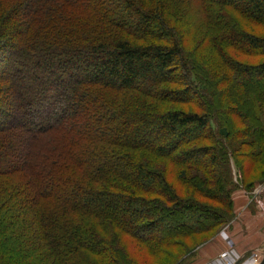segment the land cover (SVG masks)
I'll list each match as a JSON object with an SVG mask.
<instances>
[{
  "label": "trees",
  "instance_id": "16d2710c",
  "mask_svg": "<svg viewBox=\"0 0 264 264\" xmlns=\"http://www.w3.org/2000/svg\"><path fill=\"white\" fill-rule=\"evenodd\" d=\"M198 1L217 70L174 0H0V264H128L121 234L164 254L231 220L232 162L264 180V0Z\"/></svg>",
  "mask_w": 264,
  "mask_h": 264
},
{
  "label": "rangeland",
  "instance_id": "374dc122",
  "mask_svg": "<svg viewBox=\"0 0 264 264\" xmlns=\"http://www.w3.org/2000/svg\"><path fill=\"white\" fill-rule=\"evenodd\" d=\"M174 1L176 2L171 3V6L169 7L171 13L170 16L172 17L171 21L177 28L179 27L177 32L181 37L184 50L205 57L206 64L212 66L213 70H217V66H220L218 55H216L215 52H212L214 50L209 46L207 41L201 40L197 32L198 22L204 17L202 10L203 4L198 0ZM256 33L264 36V29L257 28ZM261 59L262 57H241V60L252 63H257ZM172 107L185 110H195V107L190 104H172ZM239 125L240 124H238V126ZM42 143H45V141H42ZM135 154V158L143 160L150 165V167L162 171L168 182L173 185L174 188L182 191L185 195L187 193V195L193 194L192 188L187 187V185L181 183L177 179L178 177L175 169L170 161L147 151H139ZM241 162L244 170L242 173L233 165V162L231 163L234 183L232 198L234 192L237 190H245L250 196L249 201H251L249 204L256 202V204L260 205L264 210V180H258L260 177L259 172L262 167L260 165H250L248 159L244 157L241 158ZM211 171L213 173V168H211ZM251 181L253 184L246 187ZM251 196H253V199H251ZM200 200L205 203H214L206 198H200ZM234 216L235 213H233L231 220L216 230V232L210 231L188 237H178L180 246L174 248L170 247L164 254L149 256L146 252L135 246L129 236L123 234L119 236L118 245L123 251L122 257L128 259V264H224L226 262V259L224 260V258L228 251L232 252V256L239 255V260H236V264H259L264 257V241L260 246L253 249L240 251L236 246L235 240L227 232V227L234 219ZM213 241L215 242L214 245ZM209 244L213 245H211L212 247L209 246L211 252H204ZM254 257H258L257 261H255Z\"/></svg>",
  "mask_w": 264,
  "mask_h": 264
},
{
  "label": "crops",
  "instance_id": "0c3cea01",
  "mask_svg": "<svg viewBox=\"0 0 264 264\" xmlns=\"http://www.w3.org/2000/svg\"><path fill=\"white\" fill-rule=\"evenodd\" d=\"M249 198L250 196L245 190L240 189L234 192L235 216L227 227L228 234L235 240L240 251L253 249L260 246L264 241V210L256 202L249 204L251 201H249ZM251 199H253V196H251ZM214 243L213 241V245ZM211 245H207L204 252L208 251L210 253L209 246H213Z\"/></svg>",
  "mask_w": 264,
  "mask_h": 264
},
{
  "label": "built area",
  "instance_id": "2783aa9c",
  "mask_svg": "<svg viewBox=\"0 0 264 264\" xmlns=\"http://www.w3.org/2000/svg\"><path fill=\"white\" fill-rule=\"evenodd\" d=\"M230 255V257H229ZM255 258V257H254ZM226 259V262L224 264H236V260L238 261L239 260V255H234L232 256V252L228 251L224 260ZM258 257L255 258V261H257ZM254 261V262H255Z\"/></svg>",
  "mask_w": 264,
  "mask_h": 264
},
{
  "label": "water",
  "instance_id": "95a60500",
  "mask_svg": "<svg viewBox=\"0 0 264 264\" xmlns=\"http://www.w3.org/2000/svg\"><path fill=\"white\" fill-rule=\"evenodd\" d=\"M259 264H264V257L261 259V261L259 262Z\"/></svg>",
  "mask_w": 264,
  "mask_h": 264
}]
</instances>
